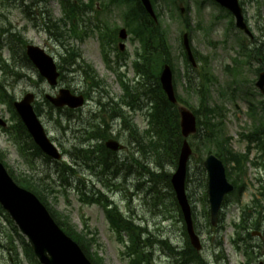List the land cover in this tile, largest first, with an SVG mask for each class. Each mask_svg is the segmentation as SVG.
I'll return each mask as SVG.
<instances>
[{"label":"rangeland","instance_id":"374dc122","mask_svg":"<svg viewBox=\"0 0 264 264\" xmlns=\"http://www.w3.org/2000/svg\"><path fill=\"white\" fill-rule=\"evenodd\" d=\"M83 1L90 3L91 0ZM241 1L245 17L257 37V45L263 48L264 53V0ZM100 2L103 3L102 6ZM94 3V8L86 10L83 19L79 22L80 28L86 35L83 39L71 37L63 46L46 30L49 20L55 22L64 15L60 0H0V29L20 31L28 42L46 49L55 57L59 65H62L63 58L67 57L66 46H71L82 53L84 61L94 68L99 80L104 81V86L98 88L100 91L91 89L90 81L87 80L84 71L78 65H67L63 72L65 77L61 78L57 87H51L45 80L39 78L33 66H27L25 62L19 61L23 56L22 50H18V58L14 61L4 44L1 58L9 59L13 70L19 72L21 76L8 73L7 77L3 78L0 70V79L15 101L21 100L28 91L37 95L36 103L39 104L40 118L65 157L60 162L48 160L37 154L38 158L33 157L34 155L32 156L27 149L26 141L23 142L22 137H18L19 132L10 130V124L15 122L7 106L1 104L0 117L8 122V127L0 128V152L4 153L5 163L16 176L20 173L33 177L44 187L49 205L59 216H69L78 231L85 230L87 226L91 231L90 236L95 234L96 244L90 251L92 253L98 251L104 264H130L126 254L129 237L127 233H122L124 240H121L118 231L108 221L101 204L85 203L81 193H85L89 198L107 197L113 201L125 217L145 229V231L141 230V241L143 244L153 243L147 247V251L151 254V264H170L172 261L175 262L174 250L170 251L167 247L163 249L162 240L172 247L187 249L188 237L185 235V224L180 209L175 205L170 189L166 186L167 183L159 180L145 184V181L151 177L144 173L142 165L139 166L137 160H141L155 172L162 171L156 167L151 154L149 158L142 156L137 151V146L130 143L128 132L123 130V121L112 120L110 117L107 121H112L110 124L112 131L126 145V151L118 156L120 163L118 175L113 174L112 170L110 173H101L102 167L97 165V158L93 163H88L84 159V154L75 150V147H80L85 142L88 130L92 131L90 124L98 125L105 122L107 115L103 113L99 101L103 103L111 99L120 101L123 89L118 82L119 72L125 73L127 83L135 85L136 73L133 62L136 51L140 49L139 44L130 35L125 41L124 51L118 50L120 40L115 44H107L106 50L112 69L109 68L97 25L108 24L112 34L115 29L124 27V11L130 9L127 4L114 5L112 0L99 2L95 0ZM157 4L161 11L160 22L167 32L172 48L174 80L181 103L193 111H199L198 117L205 121L201 97L196 90L209 88L207 101L214 106V109L218 108L220 113L216 123L224 124L226 135L232 137L233 150L244 152L247 142L244 141L243 135L250 133L253 124L256 123V120H251L249 116L250 99L245 93L250 89L252 80L255 90L258 68L264 67V59L254 60L250 66L244 68V75L234 82L235 77L229 75L228 69L236 65L235 60L239 55L236 41L238 37L240 39L243 37L236 29L234 21L232 25L233 17L211 0H177L176 5L172 0H157ZM180 8L184 9L183 14ZM69 29L70 26L67 27V30ZM187 31L190 32L192 48L198 61L195 67L188 66L184 56L182 36ZM82 32L80 31L81 34ZM6 38L7 34L3 36L5 42ZM245 41L248 43L246 38ZM205 75H211L216 80L209 84ZM61 87L70 88L76 93H90L88 103L77 110L60 109L46 103L45 95H56ZM256 90L258 91L257 88ZM256 90V95L254 94L251 100L260 103L264 97ZM140 102L146 103L147 100L141 98ZM129 116L134 119L140 130L145 128L142 113L132 112ZM202 131L204 133V127ZM199 134L200 132H197V135L190 139L194 145V152L189 162L187 183L196 229L203 241L201 254L196 251L195 255L201 257L207 264H245L249 260L244 251L245 244L236 243V245L232 241L235 236L233 222L239 218L241 209L253 200L254 195H257L258 199H263L260 192H262L261 187L264 186V168L255 163L264 161V158L260 156L261 151L257 147L252 150L249 163L245 166V174L241 175L239 181L246 188L242 194L235 192L228 196V202L225 201L220 214L222 220H219V226L212 227L209 225L210 219L208 220L206 216L207 210L210 209L205 196L207 173L204 174L201 164L209 153L202 154L205 142ZM107 137L108 135L105 140L94 141L91 145L104 144ZM66 165L69 168L63 170ZM164 170L170 175L176 170L168 157H165ZM234 172L233 178H236ZM151 186L154 188L148 192ZM156 202L158 205L155 204ZM9 219H11L9 215L0 210V264H39L37 259L26 250L27 239L11 231L14 224L12 225ZM149 238L152 240L149 241ZM11 241H14L17 254L9 250ZM255 251H253L254 256H256ZM17 256L19 262L16 263ZM258 261L264 262V255L257 259V263ZM192 264L199 263L194 260Z\"/></svg>","mask_w":264,"mask_h":264},{"label":"trees","instance_id":"16d2710c","mask_svg":"<svg viewBox=\"0 0 264 264\" xmlns=\"http://www.w3.org/2000/svg\"><path fill=\"white\" fill-rule=\"evenodd\" d=\"M94 1L95 0H91L88 4L83 0H60L64 15L61 19H58L55 22L49 20L46 30L59 42H61L63 46L67 44V41H69L71 37H80L83 39V36H85L86 33L80 28L79 22L83 19V15L86 10H92V8H94ZM172 1L174 2V5L177 4V0ZM112 2L119 6H123L125 4L129 5L130 10L124 12L125 24L130 34H132V36L138 41L142 48V52H138L139 60L135 62V68L138 74L144 76L146 82L145 84L139 83L137 85L136 98L141 92L146 95L152 94L153 96V99L151 98L153 101L151 105L152 112L150 113V127L143 132H141L136 124H134L132 121L126 120V116L120 107L113 109V115L114 117L120 116L123 121H126L125 130L128 131V136L131 138V143L137 146V151L146 158H149V155L151 154V159H153L156 167H159L162 170L160 173L155 172L154 170L148 168L147 165L143 164L141 160H137L138 165H142V168L145 171L144 173L149 174L151 177L145 181V184L156 181L158 182L159 180L166 182V186L170 189V194L173 197L174 203L178 207L175 194L171 186V175L164 170L165 157H168L170 159V163L174 167H177L183 143L178 108L168 101L159 82V75L163 65L166 63H171L172 58V48L167 37V32L162 27V22L159 21V23H156L151 18V16L142 6L140 0H112ZM152 3L158 18L160 19L161 11L158 8L157 0H152ZM226 13L231 17L227 11ZM68 26H70L69 30H67ZM108 27L109 25L106 24L105 29L103 30V26L97 25V28L101 32L103 39L109 44L111 41L114 42L118 38L117 29H115L113 33L110 34V28ZM80 31H83L82 34ZM5 34H7L6 42L8 44L7 46L9 47V50L13 54V59H17L18 50H22L23 56L20 57L19 61L25 62L27 66L31 65V62L27 58L25 52V45L28 43V41L22 35V33L18 30L0 29V48L3 44L2 37L5 36ZM247 44H249V46ZM239 45L241 47L240 54L243 58L238 60V67L232 68L230 70L234 75L242 74V67L245 65H251L254 59L257 61L264 59L263 49L258 47L256 44L252 45V43H246L244 40L240 39ZM65 49L67 57L63 58V64L60 65L62 70L61 78L65 77L63 72L67 68V65H78L79 68L84 71L86 78H90L96 85H104L103 82L99 80L98 74L94 68L84 61L82 53L76 51L71 46H66ZM1 70L4 73V77L7 76L8 73L21 76L19 72L14 71L13 67L6 62L1 65ZM205 77L209 81V84L213 83V76L205 75ZM40 79L42 80V77H40ZM123 87L125 89L127 103H130V97L134 95V93L127 84L123 83ZM140 89H142V91ZM206 90H208V88ZM206 90L198 91L201 95V107L205 112V121L199 119V135L205 142V145L202 149V154L215 153L218 157H220L228 167L227 176L229 180H231V182L235 185L236 191L239 194H242L244 188L246 187L239 181L241 175L245 174V166L250 159L253 149L252 144L258 143L261 150L264 151V101H261L257 104L254 102L249 103V115L259 123L257 124L256 132H251L250 134L245 135V138L248 140V146L246 152L241 153L234 151L231 147L232 137H228L226 135L223 127L224 124L222 122L216 123V119L220 113L217 110V107V109H214V107L208 104ZM254 94L255 93L252 90H249L246 93L248 98ZM0 102L8 105L9 111L11 112L12 118L15 122L11 128L14 131L19 132L18 134L20 135H18V137H22L23 142L26 141V146L30 151V154L32 153V155L37 154L39 156H44L42 151L32 140L25 125L14 111V99L11 97V94L2 80H0ZM45 102L49 104L47 100H45ZM36 111L38 114L40 113L38 103L36 104ZM196 112L199 114V111ZM203 127L205 128L204 133L202 131ZM96 129H98L99 132L94 131L91 137L95 139H103L104 136L107 135L104 134V131L99 127ZM34 151L36 153H34ZM85 152L88 154L87 151ZM107 155H109V153ZM262 158H264V153L262 154ZM0 159L5 163L3 152H0ZM47 159L50 160L49 158ZM102 163H104L105 168L107 169L114 168V170H116L117 168L115 162H108L107 159L103 160ZM68 168L69 167L66 165L63 170H67ZM202 169L205 174L206 172L203 167ZM233 171H235L234 174L236 175V178H233ZM10 173L21 186L33 191L38 195L41 201L47 206L57 223L66 231L67 234H69L75 241L78 242L85 253H87L93 264H104V261L98 251L93 253L90 251L91 247L96 244V236L95 234L90 236L91 232L88 231V227H86L85 230L78 231L76 228H74L69 216H59L58 213H56V211L49 205L47 196L44 194L46 190L39 182H37L35 178L23 174H18L16 176L12 170H10ZM63 174H65L64 171ZM153 188L154 187L151 186L148 192H150ZM260 194L263 199H255L252 204L246 205L243 209L241 220L238 224H236V234L233 240L234 243L245 244L244 251L249 257L247 264H257L254 261L255 256L253 250H260L264 248V190H262ZM205 196L206 202H208L207 194H205ZM89 199L90 198L87 197V200ZM96 201L102 202L103 200L98 199ZM155 204L158 205V202ZM0 210L3 211L1 207ZM107 215L113 226H115L119 231L121 229L124 230L130 236V244L128 245L126 252L127 256L130 258V264H151V254L147 251V247L151 245L152 242L149 244H143L141 241L142 231H145V229L135 225L131 219L124 217L117 207H113L112 209L107 208ZM206 216L209 220L208 210ZM9 221L13 225V222L10 219ZM254 230H260L263 232V239L260 243L254 242ZM11 231L16 235H20L18 229L14 225ZM151 240L152 238H149V241ZM13 242L14 241H11L10 243L12 245L11 250L16 252ZM161 243L164 248L167 247L170 249L166 242L162 241ZM187 246L188 249H190V251L187 250V252H192L193 248L190 243H188ZM26 250L29 251L32 256H34L33 251L28 244ZM194 257L196 258L195 255Z\"/></svg>","mask_w":264,"mask_h":264},{"label":"water","instance_id":"95a60500","mask_svg":"<svg viewBox=\"0 0 264 264\" xmlns=\"http://www.w3.org/2000/svg\"><path fill=\"white\" fill-rule=\"evenodd\" d=\"M214 1L230 10L235 16L236 25L252 37V33L245 23L239 0ZM141 2L150 15L157 20L151 0H141ZM119 35L120 38L126 39V29H122ZM183 45L189 60L195 64L188 33L184 35ZM121 48H124L123 44ZM27 55L48 83L51 86H56L60 73L54 58L46 53L44 49L33 44L27 46ZM160 79L169 100L172 103H177L173 85V72L169 65L164 67ZM256 86L264 94V72L260 74ZM47 98L57 107L68 106L74 109L84 104L83 95H75L66 88H62L56 97L47 95ZM34 101L35 95L28 93L21 101L15 102L14 106L34 141L44 153L59 160L62 155L47 136L45 128L34 110ZM180 116L182 134L185 139L179 164L171 182L186 222L191 243L197 250H200L202 243L194 228L192 207L186 192L188 161L192 154L188 137L197 131V119L193 112L184 107L180 108ZM0 125L6 126V122L1 118ZM107 146L115 151L123 148V145L115 140H109ZM203 165L209 177L208 195L211 222L216 225L224 199L228 193L234 190V185L228 181L224 163L216 155H209ZM0 204L11 215L22 233L28 237L29 243L41 264H93L81 247L59 227L40 199L31 191L19 186L1 161Z\"/></svg>","mask_w":264,"mask_h":264},{"label":"flooded vegetation","instance_id":"af4514ba","mask_svg":"<svg viewBox=\"0 0 264 264\" xmlns=\"http://www.w3.org/2000/svg\"><path fill=\"white\" fill-rule=\"evenodd\" d=\"M88 97L90 98V93L88 94V96L86 95V98H88Z\"/></svg>","mask_w":264,"mask_h":264}]
</instances>
